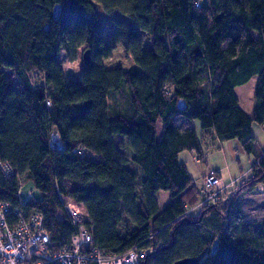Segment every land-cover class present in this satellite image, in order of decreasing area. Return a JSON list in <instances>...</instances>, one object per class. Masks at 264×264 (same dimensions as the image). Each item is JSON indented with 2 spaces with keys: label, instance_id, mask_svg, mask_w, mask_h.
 <instances>
[{
  "label": "trees",
  "instance_id": "1",
  "mask_svg": "<svg viewBox=\"0 0 264 264\" xmlns=\"http://www.w3.org/2000/svg\"><path fill=\"white\" fill-rule=\"evenodd\" d=\"M97 6L117 11L107 38ZM117 45L136 67L104 66ZM80 48L90 62L68 82L59 54L74 59ZM254 76L249 115L235 88ZM177 116L240 141L255 159L247 188L264 185L252 135L264 124V0H0V161L14 169L0 179V199L18 205L21 179L33 181L41 198L23 208L43 215L56 249L76 231L61 195L83 205L100 251L142 250L140 264H264V221L253 225L256 246L226 229V190L188 211L201 196L179 154L202 156V136ZM158 191L171 197L164 207Z\"/></svg>",
  "mask_w": 264,
  "mask_h": 264
},
{
  "label": "rangeland",
  "instance_id": "2",
  "mask_svg": "<svg viewBox=\"0 0 264 264\" xmlns=\"http://www.w3.org/2000/svg\"><path fill=\"white\" fill-rule=\"evenodd\" d=\"M97 10L101 18V33L104 38H107L112 30V16L117 14V11L106 13L100 6H97ZM59 60L63 67L66 80L68 82H80V73L84 66L81 48L78 50L74 59L62 50L59 54ZM103 64L106 68L120 67L123 70L136 67L130 53L121 45L113 48L110 57L103 59ZM256 84L257 76H254L246 83L235 88L236 95L240 101V107L246 111H251L255 106L254 90ZM118 101V106L122 107L123 99L118 98ZM183 118L180 116L175 117V121L180 127L191 126L198 133L201 132L199 121ZM201 133L203 155L199 156L196 152H188V150H184L182 155H180L181 159L187 161L191 177L196 183L201 196L199 202L189 208L188 211L193 210L198 213L203 206L208 205L203 202V182L211 170H218L222 175L223 182L227 185L225 189L226 195L222 194L224 198L221 201L220 208L228 209L230 206L232 208L226 229L230 230L236 236L241 237L246 235L249 239H255L256 243L254 246L260 244L261 239L255 233L253 225L264 221V187L261 185V192H255L253 189L249 190L247 188V179L251 175V167L255 159L244 150L237 151L232 141L223 145L221 141L214 139L211 134L206 132ZM252 135L254 136L257 148L260 151H264V124L254 123ZM192 155L197 157L194 160L197 164H192L190 160H186V157H191ZM205 169L207 171L201 177V172ZM232 179L235 180L232 181ZM21 183V192L32 190L34 199L40 200L41 194L35 188L33 181L21 179ZM67 186L70 187V184H67ZM156 198L160 207H164L171 201V197L166 191H158Z\"/></svg>",
  "mask_w": 264,
  "mask_h": 264
},
{
  "label": "built area",
  "instance_id": "3",
  "mask_svg": "<svg viewBox=\"0 0 264 264\" xmlns=\"http://www.w3.org/2000/svg\"><path fill=\"white\" fill-rule=\"evenodd\" d=\"M54 149L62 147L57 135L51 140ZM14 174L13 167L6 161H0V179ZM204 185V203L215 204L221 198L227 185L216 171L206 176ZM263 184L253 191L261 192ZM261 190V191H260ZM18 205L0 199V264H140L145 252L131 249L122 254H109L93 246L88 215L83 205L60 195L62 206L76 226L69 244L55 248L50 231L45 225L41 213L24 210V206L33 199L32 190L17 193Z\"/></svg>",
  "mask_w": 264,
  "mask_h": 264
},
{
  "label": "crops",
  "instance_id": "4",
  "mask_svg": "<svg viewBox=\"0 0 264 264\" xmlns=\"http://www.w3.org/2000/svg\"><path fill=\"white\" fill-rule=\"evenodd\" d=\"M238 104H239V106H240V101H239V99H238ZM243 109V108H242ZM244 110V109H243ZM253 110H254V108L251 110V111H246V110H244V111H246L249 115H251L252 113H253ZM184 119V118H183ZM187 127H191V126H183V127H181V128H187ZM193 128V127H192ZM198 132V131H197ZM201 132H203V130H201ZM199 133V134H202V133ZM252 132H253V128H252ZM230 141H232V143H233V146H234V148L237 150V151H243L244 149H243V147H242V143L240 142V141H238V140H236V139H232V140H228V141H224V142H222L223 143V145H226L227 143H230ZM187 151V150H186ZM182 152H184V151H182ZM182 152H180V154H179V159L186 165V167H187V169H188V172H189V174H190V176H191V173H190V169H189V167H188V164H187V161H185V160H183V159H181V157H180V155H182ZM188 152H193V151H189L188 150ZM203 155V154H202ZM197 157H195L194 155H192L191 157H186V160H190L191 161V163L192 164H197L194 160L196 159ZM254 164V163H253ZM253 164H252V166H253ZM251 169H252V167H251ZM214 171H217L218 173H219V175H220V177H221V179H222V175H221V173H220V171H218V170H215V169H213ZM207 170L205 169V170H203L202 172H201V177H203V174L206 172ZM192 178V177H191ZM249 178V177H248ZM192 180H193V178H192ZM235 179H232V181H234ZM194 181V180H193ZM195 183V182H194ZM195 185H196V183H195ZM197 186V185H196ZM157 194V193H156Z\"/></svg>",
  "mask_w": 264,
  "mask_h": 264
},
{
  "label": "water",
  "instance_id": "5",
  "mask_svg": "<svg viewBox=\"0 0 264 264\" xmlns=\"http://www.w3.org/2000/svg\"><path fill=\"white\" fill-rule=\"evenodd\" d=\"M60 13V6H56L54 9V18H57L59 16ZM89 50H86L83 53V60H84V64H88L90 62V56H89ZM179 106L180 108L184 107V104L182 101L179 102ZM218 242L215 241L213 248H212V252L215 251L216 247H217ZM200 260L197 257H183L180 259L175 260L172 264H199Z\"/></svg>",
  "mask_w": 264,
  "mask_h": 264
}]
</instances>
